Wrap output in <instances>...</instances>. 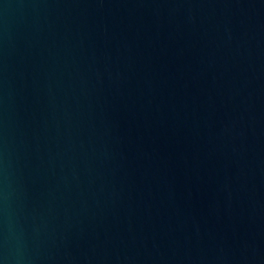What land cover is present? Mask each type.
<instances>
[{
  "label": "water",
  "instance_id": "water-1",
  "mask_svg": "<svg viewBox=\"0 0 264 264\" xmlns=\"http://www.w3.org/2000/svg\"><path fill=\"white\" fill-rule=\"evenodd\" d=\"M0 264H264V0H0Z\"/></svg>",
  "mask_w": 264,
  "mask_h": 264
}]
</instances>
